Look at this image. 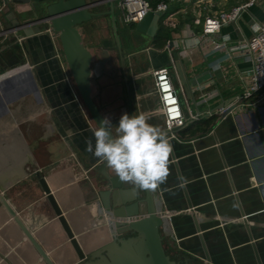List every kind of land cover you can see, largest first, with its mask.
I'll use <instances>...</instances> for the list:
<instances>
[{"label":"crops","instance_id":"crops-1","mask_svg":"<svg viewBox=\"0 0 264 264\" xmlns=\"http://www.w3.org/2000/svg\"><path fill=\"white\" fill-rule=\"evenodd\" d=\"M246 1L214 0L209 11L179 14L176 27L160 18L159 29L170 30L168 41L174 49L167 48L168 41H157L159 29L151 43L142 42L141 36L126 31L136 30V24H125L119 16L124 27V33H119L121 57L108 4L98 8L103 12L98 19L104 25L102 33L93 34L92 21L83 36L94 56L91 73L97 76L90 81L91 93L104 117L111 119L113 130L124 113H143L149 123L165 130L150 74L161 66L171 68L185 111L189 107L198 116L177 130L180 140L169 137L170 172L157 194L171 221L174 239L166 236L171 254L205 257L194 224L198 217L211 264H259L258 259L264 264V99H240L246 85L241 71L253 66L242 46L253 35V25L264 22V4L249 7L236 24L224 25L219 36L202 34L206 14ZM197 16L200 24L195 23ZM12 21L15 17L5 0L0 3V29ZM9 36H0V72L6 68L2 62L14 61L11 49L21 62L0 76V193L6 187L7 200L56 264H77L79 256L37 174L44 175L85 253L110 241V217L97 195L103 176L96 166L102 161L87 151L88 141L95 147L97 126L80 96L58 35L39 33L27 38L24 48L14 38L5 39ZM18 38V42L25 40L23 35ZM214 39L225 42L226 48L217 49ZM151 48L162 57L156 55V66L143 53ZM176 49L187 83L172 55ZM102 56L108 57L103 70L97 66ZM195 75L205 79L202 86L191 84ZM0 264H47L1 201Z\"/></svg>","mask_w":264,"mask_h":264},{"label":"water","instance_id":"water-1","mask_svg":"<svg viewBox=\"0 0 264 264\" xmlns=\"http://www.w3.org/2000/svg\"><path fill=\"white\" fill-rule=\"evenodd\" d=\"M7 2L8 11L15 17V21L0 29V36L8 34L11 37L9 36L5 39L11 40L14 38L16 44L19 43L24 48L26 47L27 38L43 32L57 34L66 63L70 68L84 105L96 126L99 127L104 115L95 103L90 88V81L97 77L91 73L94 56L84 43L83 36L90 29V23L102 16L103 12L98 11V8L108 4L110 8L108 14L111 18L116 46L121 57H124L114 0H7ZM160 16V12L150 11L141 22L136 24V30L150 38H154L159 29ZM19 35L24 36L25 40L23 42H18ZM172 46L174 49L175 44H172ZM13 51L11 49L10 54L13 55L14 61L10 63V66L15 68V65L21 62V58L19 54H13ZM143 53H148L150 56L149 60L154 66L157 65L156 55L158 53L155 49H146ZM163 53L168 57V52ZM172 55L177 62L179 61L177 63L179 75L183 82L187 83L188 76L185 77L181 70L183 68L182 60L178 50H173ZM158 58L162 60L161 55H158ZM107 61L108 57L102 56L101 60L97 62L98 68L103 70ZM9 71H3L0 76ZM234 107L233 105L227 108L224 114L229 113ZM262 157L264 158V156ZM256 158L258 157L256 156ZM96 168L103 176L98 181L100 190L97 195L103 209L109 214L112 239L88 253L82 250L79 240L71 229L44 175L41 173L37 174L40 176V183L45 190L47 198L51 202L55 213L67 232L71 244L79 256L80 261L77 264H205V260H208L207 264H211V256L208 253L204 235L201 234L202 229L198 217L194 218V224L205 250V257L199 258L193 255L179 257L178 255H172L170 249L165 245L166 236L172 234V230H169L171 221L164 213L166 208L163 201L158 197L157 191L159 188L154 191L139 190L130 182H121L115 172L113 170L110 171L103 161L97 164ZM5 189L6 187H3L0 193L2 204L20 226L26 238L33 244L41 258L47 264H56L9 203L4 194ZM248 232L252 238L251 231L249 230ZM171 238L174 239V235ZM253 247L257 252L255 244H253ZM258 263L263 264L259 259Z\"/></svg>","mask_w":264,"mask_h":264},{"label":"built area","instance_id":"built-area-1","mask_svg":"<svg viewBox=\"0 0 264 264\" xmlns=\"http://www.w3.org/2000/svg\"><path fill=\"white\" fill-rule=\"evenodd\" d=\"M4 2L5 0H0L1 5H4ZM114 3L115 8L120 12V20L125 24H137L150 11H158L161 13L160 18L163 19V22L172 27L178 26L179 20L176 19L178 14L185 15L189 10L199 12L201 9H207L209 11L215 4L214 0H184V3H181L179 8L170 14H166L169 10V3L166 0H114ZM255 4L262 5L264 4V0H248L233 6L229 10L206 14L203 19L202 34L210 37L219 36L221 28L224 25L236 24L243 13ZM197 17L195 23L200 24L201 19L199 16ZM253 31V35L242 46L248 53L247 57L252 61L253 66L241 71L246 85L240 99L250 100L256 97L258 101H261L264 99V22L255 23ZM213 42L217 49L224 50L226 48L225 42H219L215 39ZM171 46V42L168 41L167 48ZM150 74L154 79V91L159 99V112L164 119L165 130L168 132L170 138L180 140L177 130L186 127L197 119L198 116L193 114L189 107L185 111L179 93L174 85L170 67L161 66L153 68ZM209 77L211 78V75ZM204 80H199L198 75L190 78L191 84L195 87L202 86ZM252 104L250 102L245 105Z\"/></svg>","mask_w":264,"mask_h":264},{"label":"clouds","instance_id":"clouds-1","mask_svg":"<svg viewBox=\"0 0 264 264\" xmlns=\"http://www.w3.org/2000/svg\"><path fill=\"white\" fill-rule=\"evenodd\" d=\"M108 116L93 129L95 147L87 143V151L113 170L121 182H130L139 190H156L169 176L173 146L169 134L149 123L143 113H124L116 125Z\"/></svg>","mask_w":264,"mask_h":264},{"label":"rangeland","instance_id":"rangeland-1","mask_svg":"<svg viewBox=\"0 0 264 264\" xmlns=\"http://www.w3.org/2000/svg\"><path fill=\"white\" fill-rule=\"evenodd\" d=\"M156 1V0H155ZM168 3H169V10H168V12L166 13V14H170V13H172L173 11H175L177 8H179L180 7V5H181V3H184V0H166ZM115 14H116V16H117V22H118V27H119V33H124V30H123V26L120 24V21H119V16H120V12H119V10L118 9H115ZM179 15V14H178ZM178 15H177V17H176V19H178ZM162 20V19H161ZM108 26H110V23H109V25ZM92 32H93V34H97V31H101V33H102V31H103V29H104V25L102 24V21H100V20H98V19H95L94 21H93V25H92ZM131 30V32H134L136 35H138V36H141L142 38H143V40H142V42H146V43H151L152 42V40L153 39H151L150 37H148V36H146V35H144V34H142V33H140V32H138V31H136L135 30V28L133 29V28H131V27H128L127 29H126V31H130ZM93 36H95V35H93ZM17 46L18 47H20L19 46V43L17 44ZM13 68V67H12ZM11 69V68H10ZM10 69H3L2 71H5V70H7V71H9ZM0 72V73H3V72ZM165 240H166V238H165ZM165 245H166V243H165Z\"/></svg>","mask_w":264,"mask_h":264},{"label":"trees","instance_id":"trees-1","mask_svg":"<svg viewBox=\"0 0 264 264\" xmlns=\"http://www.w3.org/2000/svg\"><path fill=\"white\" fill-rule=\"evenodd\" d=\"M171 37V32L169 29L166 30V28L164 26H161L157 35H156V38H157V41L158 40H162V43L163 42H166L170 39Z\"/></svg>","mask_w":264,"mask_h":264},{"label":"flooded vegetation","instance_id":"flooded-vegetation-1","mask_svg":"<svg viewBox=\"0 0 264 264\" xmlns=\"http://www.w3.org/2000/svg\"><path fill=\"white\" fill-rule=\"evenodd\" d=\"M6 58V57H5ZM7 59V58H6ZM4 61H6V60H4ZM3 63V65H4V67H9L11 64L9 63V65H7L8 64V62H2ZM12 63V62H11ZM165 243H166V240H165Z\"/></svg>","mask_w":264,"mask_h":264}]
</instances>
